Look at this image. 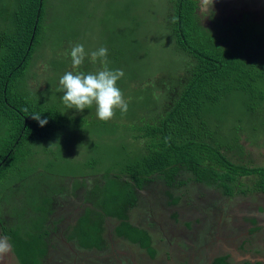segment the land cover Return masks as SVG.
<instances>
[{
    "label": "trees",
    "instance_id": "1",
    "mask_svg": "<svg viewBox=\"0 0 264 264\" xmlns=\"http://www.w3.org/2000/svg\"><path fill=\"white\" fill-rule=\"evenodd\" d=\"M168 4L167 25L176 37L177 55H182V60L174 62L175 67L164 76L176 77L178 89L156 97L151 89H146L149 95H145L155 97L152 112L145 110V101L139 112L134 113L129 107L125 117L118 114L124 121H132L128 132L135 148L130 151L125 146L128 156L114 157L109 169L102 173V179H96L99 175L96 174L95 182L88 184L93 195L92 201L86 202H91L93 208H88L76 220L72 232L86 248L104 247L110 233L106 224H114L112 219H115L117 224L110 226L114 244L122 245L129 240L149 249L151 256L156 257L150 246V235L136 227L130 214L133 208L139 207L140 197L150 203L144 187L153 185L156 179L173 186L186 184L188 188L193 183L221 187L229 199L264 198V165L237 162L229 156V151L240 147L241 134L237 127L244 134L264 128V8L260 6L255 20L250 18L260 25L248 27L243 22V16L249 15L244 6L237 5L232 11L224 12L226 9L219 7L218 0H213L212 12L202 14L200 0H169ZM47 5V0H0V117L8 121L12 131L0 146V180L13 168L16 152L24 143H38L63 128L64 120L57 107L36 103L28 98L36 91L26 86L25 91L22 86L23 82L26 84V70L34 62V53L45 32ZM254 27L259 30H250ZM180 70L185 74L183 77L177 76ZM231 100L244 105L237 124L230 128V135L232 132L235 135L216 139L214 134L221 129L220 121H224L223 115L227 113L224 106ZM34 114L41 115L48 123L41 127L31 118ZM254 120L257 125L252 128ZM213 121L217 124L215 128ZM92 161L96 165L94 158ZM114 165L120 168L115 169ZM89 167L87 164L86 169ZM182 174L190 182L179 183ZM87 180L85 177L82 186L85 187ZM155 191L162 192V187H156ZM36 208H43V214L35 215L39 220L33 217L7 228L0 221V235L8 237L20 264H44L46 238L50 240L51 235L45 234L42 227L47 226L49 219L58 222L53 202L42 200ZM149 216L153 218L155 213L149 212ZM60 219L63 218L60 216ZM249 221L250 218H244V222ZM191 224L187 222L184 226ZM212 264L235 262L231 255H225ZM244 264L264 263L254 262L250 257Z\"/></svg>",
    "mask_w": 264,
    "mask_h": 264
},
{
    "label": "rangeland",
    "instance_id": "2",
    "mask_svg": "<svg viewBox=\"0 0 264 264\" xmlns=\"http://www.w3.org/2000/svg\"><path fill=\"white\" fill-rule=\"evenodd\" d=\"M47 1L48 16L45 21V32L34 53V62L26 70V84L23 82L22 86L23 90L26 86L25 88L30 91H36L30 93L28 97L33 98L36 103L52 108L57 107L64 123L63 128L57 130L55 134L53 133L51 138L38 143H24L16 152L13 168L7 171L4 178L0 180V221L2 224L4 223L5 228L15 223L14 220L16 223L26 219L32 220L30 218L33 217L39 220L35 215L42 213L43 208L34 209V207L42 200L53 202L57 218L65 215L72 217V213H75L77 208L79 209L80 202L83 203L88 199L92 201L93 194L88 187L89 179L93 177L91 184L95 182L96 174H99L96 179H102V173L109 169L114 157L121 154L128 156L129 153L125 146H128L130 151L135 148L128 132L132 121L130 119H128L129 122L124 121L118 116L120 114L125 117L127 111L121 113L119 109H116L114 117L103 122L97 118L94 106L83 112H77L75 109L66 108L62 103L63 92L58 90L60 88L59 80L66 72L73 70L70 56L65 55L69 51L70 45L82 44L87 53L98 50L100 47L107 48V67L110 70H123L124 76L117 82V87L123 93L128 108L132 107L134 113L141 111L140 108H144L145 101V110L152 112L155 108V102L152 101L156 96L168 95V91L175 92L178 89L176 77L166 78L164 76L170 74V68L175 67L174 62L182 60V55H177L176 37L167 25L169 0ZM242 1L244 0L237 1L236 5L240 6ZM225 2L227 1L218 0L219 7H222L223 10L226 8ZM250 2L251 0H245L243 6L248 8ZM262 4H264L263 1ZM263 8L264 5H262ZM248 13L249 15L243 16L245 26L251 27L253 24L259 26V23L250 20V18L255 20L258 13L250 9H248ZM256 28L250 30H259ZM180 63L177 64L180 65ZM99 67V63L93 64L89 58H86L80 70L95 72ZM184 75L183 70L177 74L178 77ZM146 89H151L155 97L145 95L148 94ZM134 103L138 105H133ZM224 109L227 113L223 115L224 121H220L221 129L214 134V137L220 138V140L230 135V128L235 123L237 124L239 113L243 112L244 105L241 101L231 100L226 103ZM148 115L154 117L153 113ZM141 116H144V113ZM212 125L214 128L217 126L214 121ZM256 125L254 120L250 126L254 128ZM237 128H239L237 129L238 134H241L238 141L241 148L229 151V156L237 162L264 165V128L258 129L259 131L257 129L249 130L250 133L246 131L248 135L241 133L240 127ZM11 133L8 121L2 120L0 117V146L4 145ZM234 135L235 132H232L229 138ZM140 144L142 145L143 142ZM136 145L139 144L136 143ZM117 149L120 151L115 153ZM93 158L96 160V165H93ZM87 164L90 166L88 169H86ZM116 168L120 167L115 166ZM85 177L88 178V181L85 182L84 187L82 184ZM181 180L190 182L187 175ZM184 186L182 191L185 200L195 203L193 205L198 210H193L196 215L204 212L199 208L202 207L211 208V212L206 210L208 217H218V223H214L216 227L206 229L207 227L204 225L202 228H194V230L190 221L192 219L197 221L199 218L196 220L190 218L187 221L191 225L186 227V230L182 228L181 232L179 231L180 226L176 225L175 228L171 225L167 214H161L160 218L164 224L160 223L159 225L164 230L163 233L170 239L169 242L182 243L185 251H189L187 249L196 244L195 249L198 251L192 253L195 256L192 264H210L212 261L210 256L218 252L222 245L221 242H228L222 245L223 248L237 250L239 240L246 232V227L239 228L238 223L239 221L244 223V218L247 217L245 213L253 215L256 209L262 207L263 214L260 215L264 221V198L254 199L252 197L244 200L231 197L229 199L221 187L213 186L208 189L204 183L200 185L193 183L189 185L190 188L186 184ZM85 188L88 189L86 192H84ZM200 190L204 191L201 193ZM201 194H204V198L201 203H198L197 199ZM147 195L154 203L159 200V195L154 192ZM145 197L147 196L145 195ZM142 202L145 200L142 199ZM142 202L139 205L143 206ZM207 205L209 207H205ZM153 206L158 205L152 204ZM144 208H148V206H144ZM140 212L142 209L132 214L133 217L136 215V224L140 222L137 225L146 227L147 224L152 223V219L141 220ZM184 212L187 213L186 210ZM189 216L191 215L189 214ZM219 226V231L213 234L212 232ZM161 228L158 227L160 233H162ZM42 229H46V227H42ZM1 232L3 233L2 228ZM261 237L264 240V232ZM51 245L49 238H46L47 253H50L52 248L49 246ZM262 245L264 248V241ZM202 250L205 251L202 252ZM177 252L174 253L175 262L191 259L187 253ZM204 252L208 253V260H205L207 253ZM97 256L103 260L101 264L116 263V261L110 260L114 259L112 253L98 254ZM107 256L111 258L108 259ZM235 257L237 259L235 264H243L248 258L238 253ZM165 258H167L165 253H160L158 261L161 264H178L164 262ZM261 259L264 260V255ZM121 264H126V262ZM136 264H140V260H137Z\"/></svg>",
    "mask_w": 264,
    "mask_h": 264
},
{
    "label": "flooded vegetation",
    "instance_id": "3",
    "mask_svg": "<svg viewBox=\"0 0 264 264\" xmlns=\"http://www.w3.org/2000/svg\"><path fill=\"white\" fill-rule=\"evenodd\" d=\"M227 1L226 3V10L228 11H232L235 7H237L236 3L239 0H224ZM245 1V0H244ZM262 1L264 2V0H251V2L249 3L248 9L256 12L259 14L260 11V6L262 8ZM243 1L240 4V6H243ZM264 5V4H263ZM246 7V6H244ZM224 9V10H225ZM248 11V10H245ZM227 12V11H226ZM185 173V172H184ZM185 174H182L179 176V183L182 182V177H184ZM88 181V180H87ZM92 179H89L88 184H91ZM164 184V185H163ZM161 182L160 179H156L153 181V185H148V187H144V189L146 190L145 193H150V192H154L155 194L159 195V200L152 202L150 201V203L148 201L146 202H142V198L141 201L144 205H139V206H148L151 207L152 204H156L158 206H166V207H173V208H182L183 209V216L182 218H196V217H200L196 222H191L192 224H194V226L192 225V229L194 230L199 228V227H203L204 225H206V229H210L212 227H216L214 226V223H218V217L215 216V218H210L207 216L206 210L211 212V208L204 210V212H201L200 215H196V212L194 213V210H198L195 205V203H193V201L189 200L186 201L185 200V196L184 193L182 191V188L185 187H181L180 185H168ZM156 187L161 188L162 187V192L160 193H156ZM93 189V187H92ZM173 198H177L178 201L175 203ZM199 200H203V196H200V198L198 197ZM87 201V200H86ZM86 201H84L83 203L80 202V204H83L81 208L77 209V211H75V213L72 214V217L65 215L63 217V219H60V217H58L56 220L58 221L57 223H53L50 219L48 220L47 226L46 228L50 227L53 230H59V235L62 233V229H70V231H72L75 227V225H77L76 220H78L80 218L81 215H83L85 213V211L88 208H93L92 203L89 202L87 203ZM139 202V204H140ZM87 204V205H86ZM197 206V205H196ZM205 207H209L208 205ZM78 210H80V212L78 213ZM184 210L187 211V213L184 212ZM215 210V208H214ZM189 214L191 216H189ZM247 216V219L250 218L249 222H244L242 223L241 221H239V228L241 226L246 227V232L243 234L242 238L239 240L238 243V248L237 250H233L231 248H229V250H227V248H223L222 245L228 243V242H221V248L218 250L217 253L212 254L210 257L212 258L211 263L218 257L221 256H225V255H231V257L233 258L234 262H237V259L235 257L236 253H241V255H244L248 258L253 257L254 262L257 260H260L264 263V260L261 259L262 256L264 255V248L262 247L263 245V239H262V235L264 232V221L261 219L262 218V214L263 211H260V208L256 209L253 215H248L247 213H245ZM261 214V215H260ZM187 215V217L185 216ZM60 216V215H59ZM213 216V215H212ZM62 218V217H61ZM255 220V222H254ZM66 221H68L66 223ZM16 224V220H14ZM183 223V222H182ZM4 224V223H3ZM11 225V224H10ZM150 227L151 225H154V223L149 224ZM222 225V224H221ZM220 225V226H221ZM110 226H115V224H112ZM220 226L215 229L212 233L214 234V232L219 231ZM152 228V227H151ZM183 229H187L186 226H183ZM2 234V233H1ZM67 235V234H66ZM109 238L111 239V241H113V235L112 233H109ZM0 237H2V235H0ZM229 240H231L229 238ZM197 243V241H195ZM196 245V244H195ZM195 245L192 246V248L187 249L189 250V252H193V253H197L198 249H195ZM93 250H89V252H92ZM205 250H202V252ZM134 253H112L113 254V258L115 259V255L116 256H122L123 257H128V262H126V264H136V261L138 260L134 254L137 255V253H141L138 249H136L135 251H133ZM162 252H164V249H162ZM15 252L13 251V248L11 247V250L7 253L4 254L2 256H0V264H20L18 258L15 256L14 254ZM207 253V252H204ZM48 254V253H47ZM98 254H107V253H50L49 255V262L48 264H101L103 262L102 259H100L97 255ZM159 257H160V253H156ZM163 254V253H161ZM167 253H165L166 255ZM176 254V253H175ZM156 255V256H157ZM172 256V259L169 258H165L164 262H174V263H178V264H191V260H179V262H175L174 261V253L170 254ZM108 259H110V256H107ZM138 258L141 260L140 264H155V263H160L159 261H156L155 257H150L149 260L147 259H141L140 256H138ZM114 259H110V260H114ZM209 259V255L207 253V257L205 258V260ZM115 264H119V263H115ZM244 264V262H243Z\"/></svg>",
    "mask_w": 264,
    "mask_h": 264
},
{
    "label": "clouds",
    "instance_id": "4",
    "mask_svg": "<svg viewBox=\"0 0 264 264\" xmlns=\"http://www.w3.org/2000/svg\"><path fill=\"white\" fill-rule=\"evenodd\" d=\"M213 0H200V12L205 14L212 12ZM107 48L87 53L82 44L70 45L65 53L70 56L72 71L66 72L59 80V91L63 92L62 103L68 109L83 112L87 108L95 107L96 116L101 121H109L115 115V110L126 112L128 103L123 97L117 82L124 76L123 70H110L107 67ZM89 58L93 64L99 63L100 67L95 72H84L80 68L85 59ZM31 118L41 127L48 123L47 119H41V115L34 114ZM206 185V184H205ZM208 189V185H206ZM204 190H200L202 193ZM203 196L204 194H201ZM203 200L197 199L198 203ZM11 250L8 237H0V256Z\"/></svg>",
    "mask_w": 264,
    "mask_h": 264
},
{
    "label": "crops",
    "instance_id": "5",
    "mask_svg": "<svg viewBox=\"0 0 264 264\" xmlns=\"http://www.w3.org/2000/svg\"><path fill=\"white\" fill-rule=\"evenodd\" d=\"M199 208H201L202 210H206V208H202V207H199ZM139 209H142V212H140L141 220L144 221L145 219H152L151 222L154 223V225H151L152 228L150 227L149 224H147L146 227L141 226V225H137L140 222H138L136 224V221H137L136 215L134 217L131 215V220H132V222H135L136 227H139L140 229H144L150 235V237H151V245H150L151 249H153L155 251V253H167L166 257L169 259H172V256L170 255L171 253H178L177 251H179V253H184V254L187 253V256L191 258L190 260H191V264H192V262L195 259L194 254H192L193 252L185 251L182 243L177 244V243L169 242L170 239L163 233L164 230L159 225L160 223L164 224V221L160 218V216L162 213H165V214H167L168 221L171 222V225L173 227H175L176 225L180 226L181 228L179 229V231L182 232V228L184 226V223H187L188 222L187 220L190 219V218H188V219L182 218L183 209L182 208L166 207V206H153V207L151 206L149 208H144L142 206H139V207L133 208L130 214L135 213ZM207 209H209V208H207ZM149 212H150V214L151 213L153 214V212H154L155 217H153V218L150 217ZM141 215H142L143 219H142ZM186 217H187V215H186ZM198 218H200V217H196L195 220ZM112 221L115 225L117 224L115 219H112ZM190 222H196V221H194L192 219ZM152 223H150V224H152ZM106 225H107L106 230L111 233L112 229H110V225L109 224H106ZM158 227L161 228L162 233L159 232ZM73 230L70 231V229H67V228L62 229V233L59 235V230H57V229L53 230L50 227L46 228L45 233L49 232L51 235L50 240H51L52 245L49 247H51L52 249H50L49 252L50 253H134L133 251L138 249L141 253H137V255L134 254V256L138 260H140L138 258V256H140L142 260L144 258L149 260V258L151 257V254H150L151 252L149 251V249H146L143 246H141L140 244L131 242L129 240H126V243L123 242L122 245H116L109 238L107 240V242L105 243L104 247L86 248L80 244V242L77 240V238L75 236L72 235ZM162 249H164V252H162ZM89 250H93V251L89 252ZM50 253L45 255L44 264H48ZM114 257H116L114 259V261H116V263H119V264H121L122 262L124 263V261L125 262L129 261L128 257L122 258V256L119 257L116 255ZM155 259H156V261H158L160 259V257L157 255L155 257Z\"/></svg>",
    "mask_w": 264,
    "mask_h": 264
}]
</instances>
